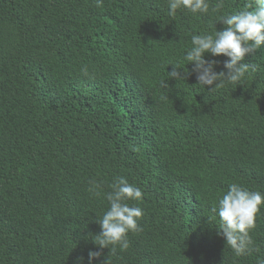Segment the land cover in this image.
Wrapping results in <instances>:
<instances>
[{
  "label": "trees",
  "instance_id": "trees-1",
  "mask_svg": "<svg viewBox=\"0 0 264 264\" xmlns=\"http://www.w3.org/2000/svg\"><path fill=\"white\" fill-rule=\"evenodd\" d=\"M250 2L170 16L167 0H0V264H88L89 250L93 264L264 260V205L240 257L212 211L232 183L264 193V45L242 84L211 90L184 59L193 34ZM119 177L144 215L113 253L94 240Z\"/></svg>",
  "mask_w": 264,
  "mask_h": 264
},
{
  "label": "clouds",
  "instance_id": "clouds-1",
  "mask_svg": "<svg viewBox=\"0 0 264 264\" xmlns=\"http://www.w3.org/2000/svg\"><path fill=\"white\" fill-rule=\"evenodd\" d=\"M102 3V0H97ZM170 16H175L180 9L187 10L193 15L219 12L223 7L222 0L213 4L211 0H167ZM217 21L223 22V29L214 33L193 34L192 47L184 59L191 64V73L196 76V83L209 90L220 88L227 84H242L249 71L250 65L242 61L245 56H252L264 45V0H251L244 10L234 13L221 14ZM212 57L223 55L222 71H216L218 61L206 59L205 54ZM171 65V64H170ZM169 77L185 80L190 75L178 66L172 65ZM89 191L99 196L102 185L95 180L89 182ZM112 191L105 193L109 203L108 210L98 220L100 233L96 235L95 244L101 249L112 245L115 253L116 246L124 250L128 248L127 235L129 232L141 231L138 221L144 215L143 209L130 206L126 201H139L143 193L140 187L130 183L126 178L119 177L111 184ZM264 205V193L252 191L236 183L228 186V190L218 197L212 211L219 217V235L230 247L236 257L251 254L254 250L250 231L255 228L257 214ZM101 256L100 251L88 252V264H93V258ZM83 257L77 258V264ZM103 264H109L104 261ZM264 264V260L260 261Z\"/></svg>",
  "mask_w": 264,
  "mask_h": 264
}]
</instances>
